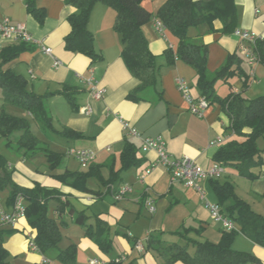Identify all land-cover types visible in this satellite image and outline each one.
<instances>
[{"label":"crops","instance_id":"0c3cea01","mask_svg":"<svg viewBox=\"0 0 264 264\" xmlns=\"http://www.w3.org/2000/svg\"><path fill=\"white\" fill-rule=\"evenodd\" d=\"M164 2L165 0H141V5L153 15L152 19L142 26V30L150 51L155 56V82L137 91L135 95L138 99L133 100L127 98V94L137 87L139 81L130 73L120 56V37L113 28L115 11L111 6L96 2L92 7L88 29L94 36V48L101 57L91 62L86 55L64 47L63 37L70 29L67 16L75 10L72 5L64 0H34L35 6L44 13L43 21L39 22L30 13L26 0H0V19L8 17L13 23L25 24L35 40L27 43L30 48L21 51L0 68L21 74L27 80L28 90L36 94L56 91L64 84L72 87L76 109L72 108L68 99L61 93L44 98V108L50 118L51 128L42 126L21 106L25 112H22L21 108L20 112L19 108L8 111L9 114L25 117L29 121L31 132L49 149L52 143L57 146L58 150H51L63 154L58 166L52 169L40 152L30 155L22 152V157L16 163L3 160L2 162L11 172V178L16 184L31 188L38 183L56 189L54 196L47 201V204L56 201L55 206L50 211L48 209V214L59 226L61 238L58 248L64 249L69 244L76 245L75 264H89L91 257H98L104 260L105 264L117 259L119 264H165L164 258L154 248L147 246L149 232H152L155 239L172 242L162 239L161 232L167 228L169 233L174 234L176 230L182 231V227L183 231L202 234L205 238L203 240L217 242L223 230L219 223L211 219L205 205L206 202L218 203L213 182H200L203 189L201 197V193L196 189L186 187L179 181L172 182L168 170L160 164L146 176L144 183L138 182L137 175L154 163L157 156L154 150L143 152L139 140L129 136L122 127V122L127 121L146 136L160 134L171 155H189L203 167L214 163L213 155L218 147L234 137L226 129L229 118L219 100L209 103L203 115L198 117L188 110L186 101L176 88L175 78L183 77L188 81L194 96L200 93L194 67L178 58L172 64L166 61L164 50L171 47L175 51L178 38L166 28L162 33L158 32L154 25L156 11ZM234 4L237 10L235 28L247 29L264 36V0H234ZM188 34L191 41L204 43L206 46L208 79L216 75L232 54L241 59L238 62L232 61L230 68L236 69L231 75L214 80L213 90L219 99L230 92L241 93L245 98L264 94V64L257 62L250 66L238 50L239 38L232 31L223 32L219 19H214L212 26L206 22L192 26L188 29ZM36 41L51 47L52 56L43 53ZM0 43L4 46L13 42L0 38ZM53 57L61 63L55 66ZM89 66L92 67L98 84L105 88L104 95L97 100L91 97L89 86L82 80V77L89 75ZM85 106L92 107L90 114L80 111V108ZM64 127L82 135L64 134ZM18 134L19 132H15L10 137L14 136L16 140ZM218 137H223V142L211 144ZM126 140L135 143L136 154L141 160L113 176L110 169L114 172L119 170V154ZM257 143L259 148L263 149V163L251 167V171L257 175L255 178L247 177L238 167L226 166L224 174L216 181L230 182L235 195L246 202L251 211L264 217V138H258ZM72 146L91 148L95 151V158L91 163L99 170L103 180L109 178L107 185L90 176L86 180V186L91 191L85 192L56 178V175L66 170L88 168L80 167L75 158L65 153ZM42 157L49 167L46 171H40L34 163ZM64 157L68 159L66 164ZM29 159H33L32 163ZM110 177H114V180L110 181ZM124 183H128L131 190L122 199L115 200L113 192ZM2 189L0 211L9 213L12 211V204L9 202L10 187ZM96 192L100 193L97 197ZM146 193L154 200L153 212H149L143 203ZM59 199L67 202L64 208L57 207ZM75 203L81 207L77 208ZM233 203V199H228L220 204L226 215L227 206ZM78 211H83L88 216L90 231L97 230L104 235L108 243L106 249H102L95 239L86 233L85 226L75 222ZM145 212L149 217H146ZM239 214L237 208H234L230 217L234 218L235 230L238 231L232 247L254 253L264 264V245L253 242L239 231L240 220L235 219ZM126 215L133 218L125 220ZM145 226L150 229L141 243L143 251H138L135 248V242L141 238L138 236L141 232L138 229L142 230ZM173 226L178 228L169 230ZM0 228L13 230L4 238V247L10 253L9 258L13 264L41 263L42 257L48 258L50 264H62L56 259L57 249L41 253L39 249L33 250L28 246L27 233L31 232L34 236L36 230L28 224L26 217H20L14 224L0 223ZM117 245L121 246V249L114 252L113 247ZM171 264L185 263L178 260Z\"/></svg>","mask_w":264,"mask_h":264},{"label":"trees","instance_id":"16d2710c","mask_svg":"<svg viewBox=\"0 0 264 264\" xmlns=\"http://www.w3.org/2000/svg\"><path fill=\"white\" fill-rule=\"evenodd\" d=\"M72 5L75 10L67 16L70 29L63 37L64 47L67 50L80 52L90 58L91 62L100 59V54L94 48V36L88 29V19L94 3L102 2L111 6L115 11L114 30L120 37V56L123 59L130 73L138 79L136 88L129 91L127 98L138 99L137 91L155 82V56L150 51L148 40L144 35L142 26L152 19V13L141 5V0H64ZM30 13L42 22L44 13L37 8L34 0H26ZM156 18L172 35L178 38V45L175 51L171 47L164 50L166 61L172 64L175 59H181L196 69L197 83L200 88L199 95L205 97L209 103L215 100L221 102L222 109L229 118L226 127L229 133L234 135L221 144L213 155L215 162L223 167L234 166L249 178L257 175L251 171V167L263 163L259 148L258 138H264V94L252 98H245L241 93L230 92L219 99L213 90V82L218 77L231 75L236 68H230L233 60H241L232 54L226 64L216 72L212 79L207 78L206 69V46L204 43L191 41L188 29L199 23L206 22L212 26L214 19L222 23V31L230 32L235 29L237 21V10L234 0H165L156 11ZM30 48L25 42L7 43L0 48V66L15 58L21 51ZM253 49L258 55L259 62L264 64V37L257 39ZM246 84V78L244 79ZM0 89L5 102L17 104L28 110L34 119L42 126L51 128L50 118L44 108V98L63 94L73 109H76L74 97L71 93L72 87L64 84L61 89L44 94H36L27 88V80L11 69L0 68ZM19 132L16 138L17 148L23 153L34 154L40 152L45 156L49 166L53 169L60 163L63 154L49 149L30 130L29 121L23 116L12 115L4 109L0 111V137L7 139L6 144L10 145V136ZM62 133L72 136L82 135L81 133L64 127ZM136 145L128 140L119 154V170L116 172L111 168V174L116 173L130 165L139 163L141 158L136 154ZM94 176L108 184L109 178L103 180L98 169L92 163L86 170H66L56 175L61 182L76 188L80 191L90 192L86 186V180ZM114 177H110V181ZM217 179H210L213 182L215 192L218 196V204L228 199L234 203L227 206V215H233L234 208H237L240 220L241 231L249 239L257 244L264 245V217L254 213L248 204L235 195L230 182L218 183ZM10 187L9 202L12 204L16 194L21 193L26 201L25 217L28 224L36 230L33 241L41 253L50 249H57L56 259L62 264H75L76 245L69 244L66 248H58L61 235L56 220L48 214L47 201L54 196L56 189L41 186L38 183L33 187H23L11 178V172L3 164L0 155V188ZM100 195L99 192H96ZM67 202L60 201L59 209L64 208ZM72 210V207H70ZM88 216L83 211H78L75 222L85 226L86 233L91 235L95 241L106 249L108 243L104 235L99 231H90L87 223ZM234 219V218H232ZM12 229L0 228V264H13L10 260V253L4 247V238L12 233ZM237 230L221 231L217 242L208 240H197L187 236L186 231L176 230L173 233L185 238L184 243L178 241L166 242L155 239L152 232L147 235V246L154 248L160 254L165 264L175 261H182L185 264H262L260 258L254 253L246 250H238L232 247ZM191 245V249L189 248ZM50 264V263H33ZM108 264H119V261H110Z\"/></svg>","mask_w":264,"mask_h":264},{"label":"built area","instance_id":"2783aa9c","mask_svg":"<svg viewBox=\"0 0 264 264\" xmlns=\"http://www.w3.org/2000/svg\"><path fill=\"white\" fill-rule=\"evenodd\" d=\"M154 25L158 32L162 33L165 29L164 25L159 19H154ZM233 34L239 38L238 50L246 59L247 63L252 66L253 64L259 62L258 55L253 49V45L257 39H261L264 36L256 34L247 29L235 28ZM0 38L7 42H25L32 43L34 38L31 33L27 30L25 24L23 23H13L8 17H3L0 19ZM37 42V41H36ZM40 50L48 55L52 56V48L43 45L41 42H37ZM2 44L0 43V48ZM61 62L59 59L53 57V64L55 66L59 65ZM89 75L82 77L83 82L89 86L90 95L93 99L97 100L104 95L105 88L100 86L93 76V69L91 66L88 67ZM175 84L178 91L182 94V97L187 103L188 110L201 117L204 110L208 107V101L204 96L198 95L194 96L190 91V86L188 81L183 77H176ZM83 114H90L92 112L91 106H85L80 108ZM123 129L131 137H135L140 142V149L143 152L149 150H154L156 153V161L149 166H147L141 173L137 175V180L140 183H144L146 176L153 170V168L160 164L164 166L169 174L170 180L172 182L179 181L182 182L186 187L196 189L201 193L203 197V189L200 185L201 181L218 179L224 174V167L218 162H214L207 167H203L197 163V161L190 157L189 155L183 154L180 156L171 155L167 149L165 140L162 135L158 134L156 136H146L135 127H133L129 122H122ZM224 140L223 137H218L216 140L212 141L211 144H219ZM67 155L72 156L76 159L80 167L86 168L95 158V151L91 148L85 147H69L67 150ZM131 190V186L128 183H124L119 189L113 192V197L115 200H120L124 195ZM147 192V189H145ZM153 198L147 193L143 196V203L147 207L149 212L154 211ZM211 219L219 223L223 229L230 231L235 229V224L232 218L224 213L222 207L218 203H205ZM26 213V201L23 194L18 193L15 195L12 203V211L5 212L0 211V223L14 224L20 217H25ZM28 246L33 250H38L36 244L33 241V234L31 232L27 233ZM135 248L138 251H143L141 242H135ZM116 261H119L117 259ZM43 263H50V260L46 257H42ZM89 264H105V261L98 257H91L88 260Z\"/></svg>","mask_w":264,"mask_h":264},{"label":"rangeland","instance_id":"374dc122","mask_svg":"<svg viewBox=\"0 0 264 264\" xmlns=\"http://www.w3.org/2000/svg\"><path fill=\"white\" fill-rule=\"evenodd\" d=\"M15 108L16 109L19 108L18 111L20 112V108L21 107L19 105L14 104V103H11V102H5L4 101L3 94H2V91L0 89V111L2 109H4L6 112H8L11 109H15ZM22 112H25L24 109H22ZM16 115H19L20 116V114H16ZM6 140L7 139L0 137V155H1V159L3 161H6L7 163L8 162L9 163H16L22 157V152L23 151L22 150H19L17 148L16 140H15V137L14 136L9 138L10 145H7L6 144ZM49 147L51 149L58 150L57 146H55L54 143H52L51 146H49ZM65 153L67 154V151ZM67 160L68 159L66 157H64V164L67 163ZM28 161L32 163L33 159H29ZM34 163H35L37 169H39L40 171H46L49 168L48 167V164L43 159V157L40 160H37ZM223 179L224 178H221V180H223ZM2 191H3V189L0 188V195H2ZM55 204H56V201L55 200L49 202V204H48L49 211L51 210V208L53 206H55ZM75 205H76L77 208H80L81 207V206H79V204H76L75 203ZM145 215H146V217H149L148 214H146V212H145ZM130 218H133V217H130L129 215H126L125 220H128ZM138 224H140V222H138ZM177 228H178V226H173L172 228H169V230H173V229H177ZM124 229H125L124 232H126V228H124ZM140 229L141 228L138 229V231H141L138 234V236H140L141 238L138 241L142 243V241H144L146 239L145 238L146 233H147L148 229H150V228H147V226H145V228H143L142 230H140ZM165 229L166 230L164 232H161L162 233V235H161L162 236V239H167V240H170V241H178L179 243H184L185 242V238L180 237V236H178L176 234H171V233L168 232L167 228H165ZM151 230L154 231V229H151ZM181 230L183 231L184 228L182 229V227H181ZM143 233H145V234H143ZM121 236H123V235L121 234ZM187 236L188 237H191V238H194V239H197V240H203V239H205L204 236H202V234H199V233H196V232H189L188 231L187 232ZM189 248L190 249L192 248L191 245H190ZM113 249H114V252H116L117 249H121V246H119V245L114 246Z\"/></svg>","mask_w":264,"mask_h":264}]
</instances>
